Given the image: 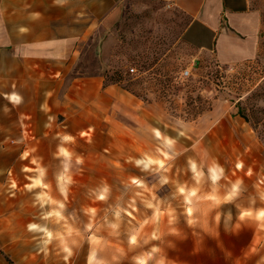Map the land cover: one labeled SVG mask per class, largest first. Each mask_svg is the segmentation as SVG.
<instances>
[{
	"label": "rangeland",
	"instance_id": "rangeland-1",
	"mask_svg": "<svg viewBox=\"0 0 264 264\" xmlns=\"http://www.w3.org/2000/svg\"><path fill=\"white\" fill-rule=\"evenodd\" d=\"M261 11L264 28V2ZM184 26L155 0L122 9L109 67L96 74L126 93V109L102 115L95 132L76 130L79 112L42 126L0 98V243L13 244L0 248L5 260L264 264V37L255 58L221 64L193 57ZM77 74L94 73L68 77ZM246 96L250 122L236 106ZM235 203L258 208L255 243L231 230L252 219Z\"/></svg>",
	"mask_w": 264,
	"mask_h": 264
},
{
	"label": "crops",
	"instance_id": "crops-1",
	"mask_svg": "<svg viewBox=\"0 0 264 264\" xmlns=\"http://www.w3.org/2000/svg\"><path fill=\"white\" fill-rule=\"evenodd\" d=\"M129 1L0 0V98L7 107L39 119L42 126L51 125L61 112L68 116L79 112L82 121L76 130L86 134L88 129L95 132L102 115L116 105L123 103L125 110L126 93L116 85L104 86L103 75L96 73L109 67L115 42L112 27ZM155 1L180 13L185 23L181 38L194 58L212 56L221 64H232L257 56L264 37V0ZM83 72L94 74L68 77ZM134 104L142 114V101ZM45 134V130L37 133ZM234 206L241 209L237 216L252 219L231 230L252 232L255 243L263 233L256 226L258 208L254 203ZM4 243L0 248L8 254L13 244ZM0 264L16 261L10 263L0 255Z\"/></svg>",
	"mask_w": 264,
	"mask_h": 264
},
{
	"label": "trees",
	"instance_id": "trees-1",
	"mask_svg": "<svg viewBox=\"0 0 264 264\" xmlns=\"http://www.w3.org/2000/svg\"><path fill=\"white\" fill-rule=\"evenodd\" d=\"M249 96H246L245 101L242 102L241 99L239 101H237V109H238V114L247 122H250V115H249V110L248 108L245 106V104L247 103V101L249 100Z\"/></svg>",
	"mask_w": 264,
	"mask_h": 264
},
{
	"label": "built area",
	"instance_id": "built-area-1",
	"mask_svg": "<svg viewBox=\"0 0 264 264\" xmlns=\"http://www.w3.org/2000/svg\"><path fill=\"white\" fill-rule=\"evenodd\" d=\"M189 73H190L189 69H185L184 71H182L183 76H188Z\"/></svg>",
	"mask_w": 264,
	"mask_h": 264
},
{
	"label": "clouds",
	"instance_id": "clouds-1",
	"mask_svg": "<svg viewBox=\"0 0 264 264\" xmlns=\"http://www.w3.org/2000/svg\"><path fill=\"white\" fill-rule=\"evenodd\" d=\"M22 31H24V29H22ZM261 215H264V212H262Z\"/></svg>",
	"mask_w": 264,
	"mask_h": 264
},
{
	"label": "snow or ice",
	"instance_id": "snow-or-ice-1",
	"mask_svg": "<svg viewBox=\"0 0 264 264\" xmlns=\"http://www.w3.org/2000/svg\"><path fill=\"white\" fill-rule=\"evenodd\" d=\"M13 99H16V97H13Z\"/></svg>",
	"mask_w": 264,
	"mask_h": 264
}]
</instances>
